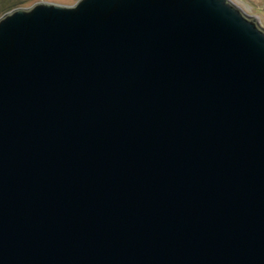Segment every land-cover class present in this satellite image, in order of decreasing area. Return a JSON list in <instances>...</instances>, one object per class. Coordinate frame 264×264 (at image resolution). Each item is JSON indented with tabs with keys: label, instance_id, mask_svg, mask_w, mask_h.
Masks as SVG:
<instances>
[{
	"label": "water",
	"instance_id": "1",
	"mask_svg": "<svg viewBox=\"0 0 264 264\" xmlns=\"http://www.w3.org/2000/svg\"><path fill=\"white\" fill-rule=\"evenodd\" d=\"M0 264H264V29L229 0L0 17Z\"/></svg>",
	"mask_w": 264,
	"mask_h": 264
},
{
	"label": "rangeland",
	"instance_id": "2",
	"mask_svg": "<svg viewBox=\"0 0 264 264\" xmlns=\"http://www.w3.org/2000/svg\"><path fill=\"white\" fill-rule=\"evenodd\" d=\"M78 0H0V17L17 8H29L36 3L45 2L72 6ZM246 17L257 20L260 28L264 29V0H229Z\"/></svg>",
	"mask_w": 264,
	"mask_h": 264
}]
</instances>
